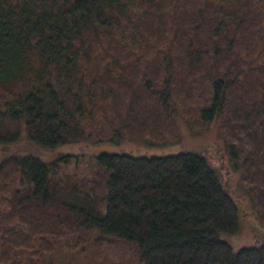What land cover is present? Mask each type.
<instances>
[{
    "label": "trees",
    "instance_id": "obj_1",
    "mask_svg": "<svg viewBox=\"0 0 264 264\" xmlns=\"http://www.w3.org/2000/svg\"><path fill=\"white\" fill-rule=\"evenodd\" d=\"M174 114L215 125L263 224L264 0H0V264L78 230L139 264H264V244L229 243L245 221L206 154L122 148L176 142ZM90 143L113 148L80 186L98 210L55 193Z\"/></svg>",
    "mask_w": 264,
    "mask_h": 264
},
{
    "label": "rangeland",
    "instance_id": "obj_2",
    "mask_svg": "<svg viewBox=\"0 0 264 264\" xmlns=\"http://www.w3.org/2000/svg\"><path fill=\"white\" fill-rule=\"evenodd\" d=\"M175 121L178 127L176 142L168 145L161 144L157 147L147 141L136 140L132 145L124 144L126 147L122 145V148L126 150L131 148L132 152L143 150L152 153L158 151L169 153L182 150L206 154L212 165L217 168L233 198L238 201L242 220L245 221L242 234L230 238L229 243H232L235 248L263 245L264 223L262 224L252 215L250 200L239 186L240 178L243 176V167H237L230 161L226 142L220 138L215 125L196 128L176 115ZM112 149L104 143L99 145L90 143L70 146L68 150H65L63 154L71 156V159L68 164H61L58 169L56 179L59 184L55 191L57 200L65 204H76L80 207L98 210L101 198L94 191L89 192L92 193L91 197L86 196V189H80V186L85 183L88 189L92 187L97 189L98 183L86 182V180L96 181L98 179L99 169L94 156L103 150L112 151ZM72 189L81 191L80 195L74 193ZM94 200L97 204H94ZM27 264H139V261L137 249L131 243L111 237L100 238L78 230L66 232L64 236L57 238L54 253L42 255L38 261L28 258Z\"/></svg>",
    "mask_w": 264,
    "mask_h": 264
}]
</instances>
